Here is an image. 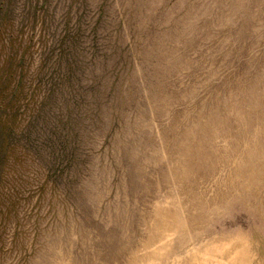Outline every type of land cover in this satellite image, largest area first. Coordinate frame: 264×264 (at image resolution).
<instances>
[{
    "label": "rangeland",
    "instance_id": "rangeland-1",
    "mask_svg": "<svg viewBox=\"0 0 264 264\" xmlns=\"http://www.w3.org/2000/svg\"><path fill=\"white\" fill-rule=\"evenodd\" d=\"M0 264H264V0H0Z\"/></svg>",
    "mask_w": 264,
    "mask_h": 264
}]
</instances>
